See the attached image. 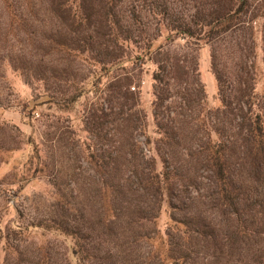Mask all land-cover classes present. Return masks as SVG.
Returning a JSON list of instances; mask_svg holds the SVG:
<instances>
[{
    "label": "rangeland",
    "instance_id": "rangeland-1",
    "mask_svg": "<svg viewBox=\"0 0 264 264\" xmlns=\"http://www.w3.org/2000/svg\"><path fill=\"white\" fill-rule=\"evenodd\" d=\"M97 3L0 0V264H264V0Z\"/></svg>",
    "mask_w": 264,
    "mask_h": 264
},
{
    "label": "trees",
    "instance_id": "trees-1",
    "mask_svg": "<svg viewBox=\"0 0 264 264\" xmlns=\"http://www.w3.org/2000/svg\"><path fill=\"white\" fill-rule=\"evenodd\" d=\"M125 0H98L96 6L92 7L91 10L87 9L84 11V18L87 16V20H90L93 12V15L102 13L103 22L106 26H109L111 18L116 16V8L122 4ZM248 5V0H213L212 6L206 12H202L200 17L197 19V23L200 26V29H191L190 27L177 28L174 27V31L181 36H187L198 41L207 40L211 41L216 35L232 31L234 29H241L240 24L242 20V15L246 13V7ZM89 24V21H86ZM83 25V23L81 24ZM111 25V24H110ZM112 25H116L113 21ZM243 28V27H242ZM134 34L133 32H131ZM130 33L131 38L133 35ZM130 36L126 37L125 40L130 41ZM155 41L145 42L144 52L147 55H151L156 47ZM159 76V75H158ZM156 77V80H160L159 77ZM220 87L221 85V80ZM223 94V87L220 90ZM224 160L216 157L214 159L215 167L218 171L222 173L224 170ZM161 180L157 182L159 188L161 189Z\"/></svg>",
    "mask_w": 264,
    "mask_h": 264
}]
</instances>
